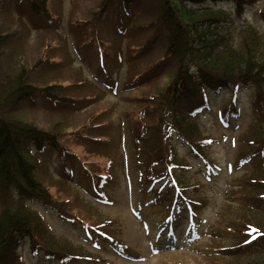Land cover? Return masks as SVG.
Masks as SVG:
<instances>
[{
	"label": "rangeland",
	"instance_id": "1",
	"mask_svg": "<svg viewBox=\"0 0 264 264\" xmlns=\"http://www.w3.org/2000/svg\"><path fill=\"white\" fill-rule=\"evenodd\" d=\"M119 4L115 0H49L48 20L32 11L29 0H0V36L5 38L0 45V80L25 70L32 85L59 84L57 94L71 99L67 105L55 104L37 92L32 101L26 99L11 111L14 118L63 133L64 156L52 148L34 149L36 176L51 190L54 200L67 203L76 217L92 223L107 221L105 228L130 253L116 252L111 242L95 245L81 224L32 201L28 204L44 215L56 237L48 238L68 239L84 249L80 252L95 258L51 261L43 253H32L25 242L21 264H252L258 258L263 262L264 254L259 255L264 249H242L236 257L207 255L218 244L239 241L233 227L244 221L240 207H247L243 199L250 191L244 179L258 162L243 157L248 153L245 140L261 116L251 86L239 89L237 114L229 122L220 114L231 103V88L210 91L212 108L200 113L190 128L193 138L208 137L203 147L197 145L203 158L190 155L187 143L172 137L177 155L191 165L182 172L184 184H200L197 190L204 206L197 213V234L190 230L187 217L168 244L164 234L156 233L165 209L156 207L153 192L146 191L148 182L134 166V138L127 125L142 115L148 125L155 122L156 113L147 107L154 103L152 96L168 85L177 64L165 58L164 33L153 36L151 22L157 15L153 1L135 0L128 10ZM260 7L250 8L240 20L249 19L264 33ZM163 60L160 71L152 69L147 78L139 80ZM209 164L213 165L208 168ZM66 166L70 173L64 171ZM99 173L108 175L104 197L93 191L92 176ZM253 211L264 213V205L253 206ZM215 234L220 235L217 240Z\"/></svg>",
	"mask_w": 264,
	"mask_h": 264
},
{
	"label": "trees",
	"instance_id": "2",
	"mask_svg": "<svg viewBox=\"0 0 264 264\" xmlns=\"http://www.w3.org/2000/svg\"><path fill=\"white\" fill-rule=\"evenodd\" d=\"M48 1L29 0L36 15L50 20ZM115 1L126 10L135 2ZM152 1V9L157 14L151 22L153 36L159 37L164 33L165 58L174 60L177 68L168 85L152 96L154 103L147 107L156 113L155 122L148 125L142 115L135 117L133 122L131 120L127 129L134 138V149L130 145L134 153L133 163L142 172L144 180L149 183L166 178L169 182L166 189L163 184L156 191L152 189L156 194V207L165 209L161 214L159 212L158 227L163 229L169 223L180 222L183 213L178 205L185 200L190 209L191 227L197 229L195 217L204 206L203 196L197 190L200 184H184L182 172L188 171L190 164L184 162L185 157L177 155V145L172 137L175 135L178 140L186 142L190 155L200 154L197 145L203 146L208 137L193 138L190 128L196 116L209 108V90H235L245 84L253 87V102L261 116L245 140L248 153L243 157L258 159V162L244 179L250 190L245 193L247 199H243L247 207H240L245 215L244 221L236 229V224L232 226L239 241L230 245L218 244L207 255L236 257L243 253L242 249L245 252L264 249V213L253 211V206L261 208L264 205V33L248 21L236 24V18L242 17L248 8L259 5L261 1L259 16L264 21V0ZM226 2L232 4L225 8ZM4 41L5 38L0 36V45ZM163 63L164 60L150 68L140 79L152 69L160 71ZM25 72L23 70L0 80V264H20V248L25 238L33 252L42 251L51 260H76L88 254L80 252L84 249H79L69 240L48 238L56 237L43 216L28 202L40 201L54 208L62 218L84 226L87 224L85 228L91 238L94 234L110 232L105 228L107 221L92 223L76 217L67 203L54 200L51 190L36 176V165L32 161L34 149L42 152L52 148L64 156L67 148L61 141L63 133L57 134L32 122L14 118L11 111L26 99L32 101L38 91L64 105L71 99L57 94L61 88L59 84L42 88L32 85ZM230 106L224 112L226 118L233 110V105ZM65 170L68 171L67 166ZM92 177L97 182V191L102 193L100 188H103L106 178L100 173ZM235 220L233 222L237 223ZM218 236L215 234L213 239L217 240ZM252 264H264V261L258 258Z\"/></svg>",
	"mask_w": 264,
	"mask_h": 264
}]
</instances>
